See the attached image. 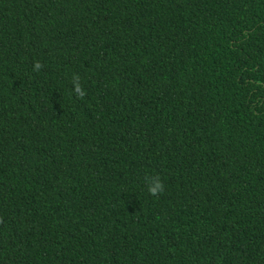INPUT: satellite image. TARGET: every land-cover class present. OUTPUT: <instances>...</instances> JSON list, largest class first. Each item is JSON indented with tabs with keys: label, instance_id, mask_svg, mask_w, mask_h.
<instances>
[{
	"label": "trees",
	"instance_id": "1",
	"mask_svg": "<svg viewBox=\"0 0 264 264\" xmlns=\"http://www.w3.org/2000/svg\"><path fill=\"white\" fill-rule=\"evenodd\" d=\"M0 264H264V0H0Z\"/></svg>",
	"mask_w": 264,
	"mask_h": 264
},
{
	"label": "clouds",
	"instance_id": "2",
	"mask_svg": "<svg viewBox=\"0 0 264 264\" xmlns=\"http://www.w3.org/2000/svg\"><path fill=\"white\" fill-rule=\"evenodd\" d=\"M43 67L39 61H35L33 65V70L38 71ZM80 77L77 74L73 75L74 81V92L77 96L83 97L85 95L82 85L79 83ZM145 183L147 186V191L152 196H159L164 191V183L158 175L149 176L145 175Z\"/></svg>",
	"mask_w": 264,
	"mask_h": 264
}]
</instances>
